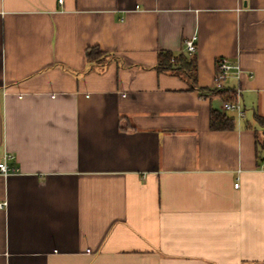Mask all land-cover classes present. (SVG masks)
<instances>
[{"label":"crops","instance_id":"obj_1","mask_svg":"<svg viewBox=\"0 0 264 264\" xmlns=\"http://www.w3.org/2000/svg\"><path fill=\"white\" fill-rule=\"evenodd\" d=\"M89 47L115 58L91 65ZM159 51L193 56L203 91L157 72ZM220 58L239 70L222 95ZM256 114L264 0H0V161L17 169L0 174V264H264Z\"/></svg>","mask_w":264,"mask_h":264},{"label":"trees","instance_id":"obj_2","mask_svg":"<svg viewBox=\"0 0 264 264\" xmlns=\"http://www.w3.org/2000/svg\"><path fill=\"white\" fill-rule=\"evenodd\" d=\"M114 58V56L100 50L98 47H89L84 51V59L91 65H103ZM154 68L157 72H171L174 75H183L188 79L190 89L203 91L202 88L198 87L196 82V59L193 56H186L183 53L174 55L171 52L159 51L157 54V63ZM211 92L221 95L226 93L217 89H213ZM232 98H234V91L231 94ZM255 120L261 128V134L256 139V146L264 151V119L256 114ZM232 128V119L220 112L211 111L209 116V129L219 131L231 130Z\"/></svg>","mask_w":264,"mask_h":264},{"label":"built area","instance_id":"obj_3","mask_svg":"<svg viewBox=\"0 0 264 264\" xmlns=\"http://www.w3.org/2000/svg\"><path fill=\"white\" fill-rule=\"evenodd\" d=\"M61 2V0H59ZM195 36H192L190 39L186 40L184 42V50L188 54L195 53ZM236 70V76H238V68L235 66H232L226 59L220 58L215 63V76H214V85L213 88L217 90H222L224 88V82L227 79V77L231 74V70ZM223 110L224 111H235L238 115H242V111L240 109V106L235 102H225L223 103ZM10 156L6 154L5 152L2 154L1 161H0V174L3 176H6L8 174L17 173V169L15 168H9L6 165V160ZM238 183L234 184V187H237ZM4 204H0V207H2Z\"/></svg>","mask_w":264,"mask_h":264}]
</instances>
